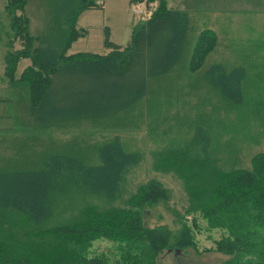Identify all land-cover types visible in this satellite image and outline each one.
<instances>
[{
  "label": "trees",
  "instance_id": "16d2710c",
  "mask_svg": "<svg viewBox=\"0 0 264 264\" xmlns=\"http://www.w3.org/2000/svg\"><path fill=\"white\" fill-rule=\"evenodd\" d=\"M47 1L52 18L37 33L30 28L29 0L6 4L12 36L5 73L18 88L20 107L44 127L54 120L94 119L135 106L176 69L184 55L191 12L203 9L156 0L153 15L139 21L126 45L115 43L106 26L108 52H69L72 43L87 34L77 26L80 13L102 8L104 0ZM216 36L207 26L200 30L202 41L195 43L190 70H200L228 102L242 106L245 67L229 69L221 62L204 66ZM17 38L22 47H14ZM22 58L31 62L17 76ZM19 105L16 101L13 110L18 132L23 125ZM122 143L118 137L101 143L99 162L65 149L32 163L15 155L0 158V264H161L165 248L198 249L199 226L188 219L192 214L196 221L197 213L210 228L224 229L206 249L228 255L225 264H264V151L253 154L250 167L239 163L227 168L214 155L211 135L202 123L191 128L183 143L158 150L155 167L175 172L187 191L181 226L174 229L145 219L147 204L171 197L158 178L144 181L124 198L122 182L142 153ZM65 201L69 203L62 206ZM99 239L111 242L107 251L94 247Z\"/></svg>",
  "mask_w": 264,
  "mask_h": 264
},
{
  "label": "rangeland",
  "instance_id": "374dc122",
  "mask_svg": "<svg viewBox=\"0 0 264 264\" xmlns=\"http://www.w3.org/2000/svg\"><path fill=\"white\" fill-rule=\"evenodd\" d=\"M7 1L0 0L1 159L15 155L14 158L21 157L32 163L42 156L65 149L86 160L99 162L98 146L105 140L118 137L129 151L142 153V160L130 167L122 182L125 185L124 198H128L144 181L158 178L169 188L171 197L154 206L147 204L145 219L150 225L166 224L176 229L181 226L179 216L185 213L188 205L187 191L175 172L155 167L158 150L170 144L183 143L191 128L202 123L211 135L214 155H218L227 168L239 163L238 166L250 167L253 154L264 151V0H214L215 3L210 6L212 1L197 3L203 9L191 12L184 55L176 69L157 81L135 106L94 119L54 120L45 127L33 122L30 113L20 107L18 94H15L18 88L11 85L5 73V53L12 36ZM105 1L102 10L89 14L90 20L98 26L105 23L111 25L115 38L127 43L134 27L145 20L134 16L130 8L131 0ZM172 2L177 5L176 0ZM179 5L191 8L194 4L183 1ZM26 11L30 16L31 31L35 33L45 28L52 18L47 0H29ZM204 26L213 29L217 35L204 66L221 62L229 69L240 65L245 67L246 75L242 80L245 103L242 106L228 102L227 97L211 86L200 70H190V60L195 57V43L202 41L198 35ZM92 38L95 40L94 35ZM81 41L83 39L78 40L76 45ZM94 44L99 46V39ZM14 47H22V39L17 38ZM99 47L98 52H108L104 46ZM69 52H72L71 49ZM30 62L29 58L19 61L17 76ZM16 101L23 123L19 132L13 112H16ZM116 202L125 204L123 199ZM67 203L69 201L62 206ZM188 219L199 226L195 229L198 249L190 248L187 252L165 248L160 254V263L225 264L228 255L206 249L215 245L216 239L223 236L224 229L210 228L207 219L199 213L196 221L192 214L188 215ZM110 243L99 239L94 247L107 251Z\"/></svg>",
  "mask_w": 264,
  "mask_h": 264
},
{
  "label": "crops",
  "instance_id": "0c3cea01",
  "mask_svg": "<svg viewBox=\"0 0 264 264\" xmlns=\"http://www.w3.org/2000/svg\"><path fill=\"white\" fill-rule=\"evenodd\" d=\"M133 0H131L132 2ZM191 2L192 4H194L192 7H203V6H200L198 5L197 3H200L202 1H206V2H209V1H212L210 5L214 4L215 1L214 0H176V3L177 5L180 4V2ZM217 2V1H216ZM105 3L106 1L104 0V4L102 6V8L105 6ZM207 7V6H205ZM102 8H87L85 10H83L79 17H78V21H77V26L78 27H84L87 29V34L83 35V36H80L77 40H75L71 47L69 49H71L72 52H77V51H93V52H98L100 51L99 50V46H104V49L106 48L108 51L111 49V48H108L104 45V30H105V27L108 26L109 29H110V34H111V39L117 43V44H120V45H126L127 43L125 42H121V40H117L115 38V35L113 34L115 32L114 29H111V25L105 23L103 25L100 24V26H98L97 24L93 23L90 18H89V14H94V12H97V11H100L102 10ZM135 16V15H134ZM136 17V16H135ZM104 18H102L103 20ZM94 31H96L97 33H93ZM92 35H94V39L92 38ZM80 39H83V41L79 42L77 45H76V42H78V40ZM98 39L100 41V44L99 46L94 44V41H96L98 43ZM98 47V48H97ZM103 49V50H104Z\"/></svg>",
  "mask_w": 264,
  "mask_h": 264
},
{
  "label": "built area",
  "instance_id": "2783aa9c",
  "mask_svg": "<svg viewBox=\"0 0 264 264\" xmlns=\"http://www.w3.org/2000/svg\"><path fill=\"white\" fill-rule=\"evenodd\" d=\"M157 6L156 0H133L130 4L132 13L140 20L149 19Z\"/></svg>",
  "mask_w": 264,
  "mask_h": 264
}]
</instances>
